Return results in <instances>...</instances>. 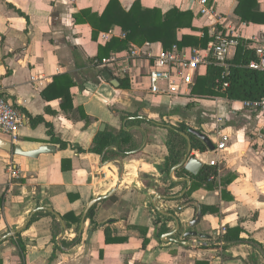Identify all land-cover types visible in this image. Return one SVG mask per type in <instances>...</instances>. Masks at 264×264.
Returning <instances> with one entry per match:
<instances>
[{"label": "crops", "instance_id": "crops-1", "mask_svg": "<svg viewBox=\"0 0 264 264\" xmlns=\"http://www.w3.org/2000/svg\"><path fill=\"white\" fill-rule=\"evenodd\" d=\"M109 1L0 0V89L23 116L14 144L25 150L45 144L56 148L36 158L0 149V238L24 226L33 210L47 206L62 217H81L79 225L68 227L63 218L65 229L57 218L59 223L48 211L41 210L43 213L20 233L26 246L24 264H264V127L257 112L245 107L244 101L219 96L169 98L151 94L142 77L149 60L163 48L159 42L142 46L152 55L148 58L130 57L126 61L123 51L114 53L119 58L117 63L99 64V45L107 43L100 39V33L106 31L93 40L88 18L75 17L85 9L102 14ZM119 1L126 9L140 1L145 8L163 12L174 7L192 11L197 27H207L210 33L216 28L245 44L253 36L264 38V24L243 22L235 14L236 0H208L212 12L206 16L200 13L196 0ZM257 9L264 12V0H257ZM110 32L112 36H124L119 26ZM236 49L229 50L228 60L234 58ZM121 66L129 68V88L111 82ZM206 68L202 67L200 74H205ZM63 73L71 74L76 81L70 90V112L62 109L60 99L43 96L54 77ZM175 108L179 111L173 113ZM128 111L155 124L143 121L127 126L134 118H124ZM26 112L43 116L54 136L68 142L69 147L63 149L53 142L46 122L33 125ZM182 122L206 134L216 148L223 136L227 138L219 153L208 147L191 152L204 166L217 169L207 183L214 188L195 182V175L184 172L183 167L172 172L175 166L170 170L165 166L169 128ZM103 123L104 130L124 128L138 148L115 159H105V153L116 147H107L102 154L89 151ZM0 137L5 138L1 133ZM78 147L85 151L80 152ZM131 166L136 168L135 177L131 176ZM186 177H190V185L182 180ZM195 184L198 186L192 190ZM115 188V198L98 202L94 222L86 218L81 231L83 214L91 200ZM159 193L175 196L159 199L158 206L181 221L178 234L169 238L163 235L174 231L176 222L153 205ZM202 206L210 210L203 212L197 225L190 226ZM164 225L169 231L161 233ZM221 227L240 240L226 241ZM106 229L112 238L125 240L108 243ZM190 230L208 237L185 236ZM221 235L225 240L222 246L218 244ZM75 238L77 241L71 243ZM15 239L0 243V264H23Z\"/></svg>", "mask_w": 264, "mask_h": 264}, {"label": "trees", "instance_id": "trees-1", "mask_svg": "<svg viewBox=\"0 0 264 264\" xmlns=\"http://www.w3.org/2000/svg\"><path fill=\"white\" fill-rule=\"evenodd\" d=\"M238 2L235 8V14L240 17L243 22L264 24V12L257 9V0H236ZM15 8V6L11 5ZM22 15L28 16L17 9ZM85 15L88 18V23L93 28L92 39H98V35L102 31L110 32L114 27L119 26L124 36H113L105 45H99L97 59L99 64H103L104 59L111 57L113 53H121L126 50H130L133 46H142L146 43H161L164 49H170L174 45L179 47L189 48H207L209 43L214 39L207 27H197L194 23L195 15L192 11H183L179 8H172L166 12H163L159 8H145L140 1H135L134 4L126 9L123 7L119 0H110L108 5L102 14L94 13L90 9L82 10L81 15H76L78 20L80 16ZM86 23V22H85ZM185 30L191 31V33ZM200 33L201 35L197 34ZM256 59L255 52L248 48L243 40L240 41L237 46L236 53L233 59L228 60V67L218 64L214 60L207 66L205 74H199L195 83L191 88L192 95L201 96H219L227 98L228 100H241V101H255L264 97V72L252 69L249 64L252 60ZM120 80V88H129L130 81L127 75L121 77L116 76ZM229 85L224 88V83ZM76 85V81L73 76L68 73L56 75L53 82L43 91V96L46 99H60L61 107L65 112H70L73 109V96L71 88ZM190 106V104H189ZM179 111V109H173V113ZM137 113V112H136ZM31 123L36 125L41 122H46L43 116H32L27 113ZM84 117L89 120V117L83 113ZM134 116V118L128 121L127 126L132 124H141L146 121L155 124L153 120H147L139 117V114L131 112H125L124 118ZM49 134L52 136V140L55 143H59L61 148L69 147V143L54 136L52 127L49 123ZM190 127L184 122L178 126H172L169 128V136L167 140V148L169 150V156L166 159L165 166L170 170L177 164H179L183 158V155L187 149L188 141L182 135L185 132L190 135L193 148L205 151L207 145L195 134L191 133ZM132 144V145H131ZM116 147L117 149L109 148L105 153V159L123 158L134 150L138 146L133 142V138L129 132L124 128L121 130H109L99 132L93 141V146L89 149L91 152L102 154L107 147ZM80 152H84L85 149L78 147ZM186 172L185 169H183ZM182 176V172H178ZM217 174V169L204 166L202 171L194 176L195 182L199 184H206L209 188H214L212 184H207L212 176ZM195 184L191 189L197 187ZM185 195L184 197H186ZM112 199L115 197L112 196ZM3 199L1 198V201ZM95 208L90 209L87 218L94 222ZM202 212L206 213L210 210L209 207L202 206ZM213 211V210H212ZM43 211L37 212L31 222H33ZM48 215H52L57 223L58 220L50 212H46ZM161 217H164L159 213ZM63 218L68 221V227L72 226V223L79 225L81 217L74 216L72 214L64 215ZM171 219V217H167ZM30 222V223H31ZM158 222V221H157ZM169 231L166 225L162 226L160 232ZM226 241L232 239L240 240L239 236L233 238L226 231L224 233ZM19 243L20 255L23 260L25 258L26 246L21 240V234L16 236ZM106 240L108 243L121 242L124 238L111 237L110 232L106 229ZM75 238L71 243L76 242Z\"/></svg>", "mask_w": 264, "mask_h": 264}, {"label": "built area", "instance_id": "built-area-1", "mask_svg": "<svg viewBox=\"0 0 264 264\" xmlns=\"http://www.w3.org/2000/svg\"><path fill=\"white\" fill-rule=\"evenodd\" d=\"M200 5V13L203 16L209 15L212 8L208 4V0H196ZM214 39L209 43L207 48H189L174 45L170 49L162 48L157 55H148L142 49V46H133L130 50H126L124 59L128 61L131 58H144L152 56L149 60L148 69L142 77L147 82L148 90L156 96H167L176 98L180 96H191V88L195 83L202 67H207L213 60L218 64L228 67V54L231 48H236L240 40L237 36L219 31L213 28L211 31ZM111 32L100 33V39L109 41L112 38ZM248 48L255 52L256 59L252 60L249 66L264 72V38L253 36L251 42L246 44ZM119 58L114 53L111 57L104 59L103 64L116 62ZM121 75L129 73L128 67H120ZM132 74V73H131ZM142 76V74L138 75ZM229 83H224L226 88ZM244 106L257 112L261 126L264 127V97L255 101H244ZM23 125V116L20 110L7 98L0 89V133L13 143L19 136V130ZM226 136L223 141L217 143L215 151L218 153L226 146ZM216 165V161L211 162ZM15 173V172H14ZM16 175V173H15ZM221 234L226 232V227H221ZM218 242L224 245L225 240L222 238Z\"/></svg>", "mask_w": 264, "mask_h": 264}, {"label": "water", "instance_id": "water-1", "mask_svg": "<svg viewBox=\"0 0 264 264\" xmlns=\"http://www.w3.org/2000/svg\"><path fill=\"white\" fill-rule=\"evenodd\" d=\"M107 78L109 79V78H111V76H108ZM111 82L116 87H119L121 84L120 80L118 78L111 79ZM105 127H106V125L103 123L101 125V131H104ZM190 132L195 134L196 136H198L207 145V147L210 150H215V148H216L215 144L209 139V137L206 134L202 133L199 130H195V129H190ZM182 134L188 141L187 152H186L185 156L183 157V159L181 160V162L172 169V172H174L178 168L183 167L187 172L196 176L202 171V168L204 165L199 159L195 158L194 156H191V152L193 150L191 138L186 133H182ZM0 149L4 150L6 152H9V153H14L16 155H22V156L31 157V158H36L40 154H43V153H52V152L56 151L55 146L49 145V144L42 145L39 148L34 149V150H25L20 145L14 144L12 141L5 139V138H2V137H0ZM111 161H113V160H110L109 162H111ZM182 180L187 181L189 185L191 183L190 177L183 178ZM116 190H117V188H115L114 190H112L110 193H108L105 196L95 197L91 200V202L88 204V206L86 207L85 212L83 214L82 223H81V231L84 228V222H85V219L87 218V215H88L90 209H92L94 207V205H96L101 200H104V199L112 196L116 192ZM186 191H187V188L183 191L181 196L184 195ZM173 197H175V196H166V195L159 193V194H157V196L153 200V205L155 206V208L159 212H161L164 215L172 217L176 222V229L174 231L168 232V233L163 235V237H168V238L178 234V232L180 231V228H181V221L177 215L162 211L158 206V201H159V199H163V198L170 200ZM41 210H46V211L50 212L51 214H53L61 222L63 228H65V229L67 228L65 221L60 214L56 213L51 207L41 206V207H39V208H37L31 212V215L29 216V218H28V220L24 226L14 230V231L9 232L6 235H4L2 238H0V243L3 242L4 240L15 237L19 233H21L23 231V229L31 222L33 216L38 211H41ZM202 217H203V212H202L201 208L199 207L196 218L190 223V226L197 225L201 221ZM185 236H195V237L199 236L201 238L208 237V235L200 233L196 230H190V231L186 232ZM174 240H176V239H174ZM182 243L187 244V245L193 244L192 242H189V241H183Z\"/></svg>", "mask_w": 264, "mask_h": 264}, {"label": "bare ground", "instance_id": "bare-ground-1", "mask_svg": "<svg viewBox=\"0 0 264 264\" xmlns=\"http://www.w3.org/2000/svg\"><path fill=\"white\" fill-rule=\"evenodd\" d=\"M129 170H130V172H131V176H132V177L137 176L136 168H134L133 166H131V168H130Z\"/></svg>", "mask_w": 264, "mask_h": 264}, {"label": "rangeland", "instance_id": "rangeland-1", "mask_svg": "<svg viewBox=\"0 0 264 264\" xmlns=\"http://www.w3.org/2000/svg\"><path fill=\"white\" fill-rule=\"evenodd\" d=\"M118 73V77H121V76H123V75H121V73L120 72H117ZM164 122V121H163ZM166 122V121H165ZM167 123H169V124H171L170 122H167ZM4 136V135H3ZM5 138H7L6 136H4ZM8 139V138H7ZM134 157V156H133Z\"/></svg>", "mask_w": 264, "mask_h": 264}]
</instances>
